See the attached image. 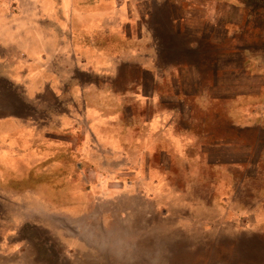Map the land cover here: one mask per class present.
I'll list each match as a JSON object with an SVG mask.
<instances>
[{"label":"crops","instance_id":"crops-1","mask_svg":"<svg viewBox=\"0 0 264 264\" xmlns=\"http://www.w3.org/2000/svg\"><path fill=\"white\" fill-rule=\"evenodd\" d=\"M29 1L23 8L24 14L6 18L9 28L0 25V166L11 164V161L12 164L19 162L29 155L33 157L28 149L31 150L30 140L33 143L36 140L23 135L26 126L19 124L51 113V101L42 102L43 107L36 103L35 88L43 87L50 97L53 96L52 90L59 96L68 86H75L76 90L78 73H82L83 78L93 75V71L87 74L83 71H87L83 60L89 57V52H96L104 58L105 64L112 62L114 69L116 64L131 66L138 63L143 72L135 73L132 78L131 74V77L126 75L129 72L123 67L120 72L125 75V81L119 93L122 96L112 93L97 102L98 108L93 116L76 118L73 122L79 123L80 130H74L77 137L68 139L67 143H73L82 151L83 148L77 147L82 140L95 139L102 150H113L118 148L121 141L118 138L123 135L122 143L126 146L121 149L125 153L116 150L122 155L133 154L135 151L127 148L130 144L136 147L140 162L130 155L131 163L128 160L129 164L123 168H115L114 178L117 180V176L122 175L124 180L118 185L124 190H119V194L130 192L132 187L147 193L149 185L151 190L158 192L160 185L167 184L168 172H177L181 182L174 184L173 188L181 194L187 193V200L164 203L156 198L150 206L148 201L137 199L134 193L116 199L115 208L121 215L72 218L68 217L67 210L72 202L62 203L64 197L53 206L46 200L45 193L35 196L37 202H33L27 198L30 192L9 194L1 188L0 264H264V228H261L264 227V46L248 50L235 45L228 63H220L209 74L194 75L189 65L181 66V56L173 49L164 54L154 44L146 49L147 42L155 41L154 29L148 27L144 34L139 33L138 38L142 41L137 47V43L131 42L135 38L131 27L117 31L116 28L99 26L100 19L110 24L108 18L118 16L113 10L118 12L122 8L115 9L118 7L115 0L108 1L106 5L110 9L106 11L99 10L101 0H90L96 22H85L86 28L92 26L87 39H79L77 24L74 30L72 28L71 22L76 14L73 0L70 4L49 0L43 6L42 16L36 12L41 3L36 1L31 9ZM87 3L89 0H80L81 5ZM27 8L31 9L28 13ZM253 13L264 18V9ZM67 16L72 18L70 23L68 19H62ZM26 17L38 20L31 24ZM58 17L60 23L56 24ZM40 21L45 25H40ZM113 33L120 36L116 39L118 43L121 37L132 39L130 42L135 51L127 41L124 45L116 43L111 36ZM67 43L84 47L77 48L69 56L78 62L80 69L76 68V63L74 67L67 63L65 59L68 57L60 53L65 52L60 49ZM85 49L87 56L83 57L80 51ZM5 51L9 53L8 57ZM181 67L188 68V73H184ZM228 67L232 70H226ZM224 69L227 72H220ZM201 77L208 79V85L201 81ZM217 77L227 82L225 88L230 91V96H221L223 90L213 84L219 80ZM57 79L61 81V89L53 88L51 83L47 85V81ZM131 79L143 82L133 84ZM228 82L230 85L234 82L235 87L229 88ZM15 94L21 96L25 105L22 106L21 102L19 105ZM120 97L123 106H119L122 109L117 113L119 107L115 108L109 100H119ZM53 105L61 118L62 106ZM235 105L239 107L237 111ZM86 106L87 103L81 102L80 111L86 112L83 111ZM141 109L148 110L147 116L152 117V121L139 115ZM228 110L234 116L229 117ZM157 112L166 119L163 124L162 118H156ZM85 128L89 129V134H83ZM6 131L17 135L15 143L4 142L2 137ZM104 136L109 138L102 140ZM137 140L141 146L133 145ZM151 155H158V161L152 167L156 174L155 186L146 177ZM11 174L0 171V184L9 185L6 181ZM191 176L202 178V184L187 186L183 181L188 177L191 183ZM65 178L67 181L68 173ZM66 186L67 182L60 185L65 187L64 192L68 195ZM35 191L54 192L49 185ZM190 192L211 195H199L192 201ZM198 203H202L199 210L209 211L211 217L202 214L195 218L190 209ZM53 208L59 210V214H54ZM82 208L90 209L88 205L80 206ZM215 208L219 209L216 213ZM208 225L216 232L210 231Z\"/></svg>","mask_w":264,"mask_h":264},{"label":"rangeland","instance_id":"rangeland-1","mask_svg":"<svg viewBox=\"0 0 264 264\" xmlns=\"http://www.w3.org/2000/svg\"><path fill=\"white\" fill-rule=\"evenodd\" d=\"M27 1L28 0H0V25L6 29L9 28L10 25L8 24L9 22L6 21V18L24 14L23 8L26 7ZM36 1L41 3V6H38L36 12L42 16L44 12L43 6L45 3L49 2V0H30L28 3H30L29 6H31V9L35 7V4L37 3ZM70 1L71 0H61V2L65 4H70ZM73 1V5L76 7V14L72 22L71 16L62 19H68L69 23L71 22L72 24L73 30L76 28L77 24L80 36L79 39H87L89 36L88 30H90L92 26L86 28L85 22H96L95 12L92 9L90 0L89 3L82 5L80 4V0ZM108 1L109 0L100 1V11L110 9V6L106 5ZM115 2L118 6L115 9H123L125 7V12H123L122 9L118 12L113 10V13H118V16L108 18V23L110 24H106L105 21L100 19L102 22L99 26L104 25L110 29L116 28L115 30L117 31H125L128 27H131L132 32L135 33L132 36L135 37L133 41H131L132 39L125 37V40L121 37L120 43L116 40L120 36L116 33L111 34L112 38L116 40V43L124 45L127 41V45L137 43V47H139V43L142 41L138 38L139 33L141 32L144 34V32L148 30V27L152 28L154 29L153 36L155 41L151 39V42H147L148 46L146 49H149L153 44L155 48L159 49L161 54H164L165 52L169 53L173 49L175 54L181 56V66L189 65V68L191 67V70L194 71V75L202 76L209 74L213 71V68L217 69L220 63H228V61L231 60V57H233L231 51L234 50L235 45L248 50L264 46V18H258L262 15L258 16L253 13L256 10L264 9V0H115ZM56 3H58V1H56ZM31 9H28L26 13L30 12ZM26 19L31 24L36 23L38 20V18L32 20L28 17H26ZM247 20H249L251 24ZM257 20L260 21L257 22ZM41 23H43L42 21H40L39 24L45 25ZM59 23L60 18L58 17L56 19V24ZM139 26L141 28L138 30ZM170 29L173 32H171ZM156 42H158V44H156ZM84 45L85 44H83V46ZM107 45L102 48L106 49ZM133 47L132 44V50H134ZM77 48L82 49L84 47L73 43H67L60 49L65 52H59L63 56L68 57L65 59L67 63H70L73 67L74 63H76V68L80 69L78 62L69 57L70 53L75 52ZM107 51L110 52L109 49ZM153 52L154 51L151 52V55ZM80 54L82 56H87L86 49L85 51H80ZM5 56H9V53L6 51ZM191 60L192 62H190ZM83 64L85 65V68H87V71L82 70L85 71L86 74L89 73V71H93V75L85 76L83 78L84 75L78 73V80H76L78 86H76V90L74 89L75 86H68V88L66 87L64 94H61V96H59L60 94L56 93L55 90H52L53 96L50 97L47 96L46 93L48 91L43 87L37 86L35 88L36 90L34 93L37 96L35 97L36 103L38 105L40 104V107H43V103H49L51 101L52 103H49V105H51V107H49L51 113L49 116L45 115L44 117L38 115V119L36 120L30 118L29 122L27 121L28 123L19 124L26 126L23 130V135H30L31 138L36 140L35 143H33V140H30L31 150L28 149L29 152H32L33 157L29 155V157L18 160L19 162L12 164L11 161V164L8 163L4 166H0L1 172L12 173L9 177L10 179L8 178L6 181H9L10 184H0V189H5L9 194H13L15 191L18 193L21 191L30 192V196L27 198H30L33 202H37L34 199L35 196L45 193L48 198L46 200L53 206L55 203L60 202V197H64L65 200L62 199V203L68 202V204H70L72 202V208L70 206L67 208L68 217L72 218L121 215L119 214L118 208H115L118 204V200L116 199L132 196L134 193V196H136L137 199L141 198L142 200L148 201L150 206H153L152 201L156 198L163 200L164 203L172 202L173 200H187L185 197L187 193L181 194V192H178V190L173 188L174 184L181 182V176L178 175L177 172L175 174H173V172H168L167 179L164 178L167 184H165V186L160 185V195L159 191H156V193L151 190L152 187L149 184V188H147L149 190L147 193L144 191H136L134 187H132L130 192L123 195L119 194L120 191H124L122 190L123 188H119L118 186L121 182L123 183V176H117V181L112 175L113 172H116V169L123 168V165L131 163L132 161L130 162L129 160L130 155H132L131 157L133 160L135 158V161L140 162V156L138 157L136 155V147H131L130 144H128L127 148L132 152L135 151V153H128L126 155L120 153V151L125 153V151L121 149L126 146V144L122 143L124 142V138H121L123 135H120L121 137L118 138L119 141L121 140L120 144L117 146L118 148L115 147L113 150H102L99 142L95 139H91L89 142L82 140L77 146L79 149L83 148L82 151H79L74 147L73 143H67L68 139L77 137V135H74V130H80L77 127L79 126V123H77V121L73 122L76 118L81 119V116L85 115L93 116L92 114L98 108L97 102L112 93L118 97L122 96L119 95V93L120 90H122L123 80L125 81V75L120 72L123 67H125V71L129 72L126 74L128 77H131L132 75L133 78L135 77V73L138 74L139 72H143V69L140 67L141 65L138 63L131 64V66L127 63L125 65L122 64L121 66H117L116 64L114 69V64L112 62L105 64L104 58L98 56L96 52H89V57L86 60H83ZM227 69L229 71L232 70L229 67L226 68V70ZM187 70L188 68H182L184 73H188ZM226 70H220V72H227ZM122 76H124L123 79ZM217 78H219V80L213 81V84L219 90H223L221 96H230V91L225 88L227 82L221 80L220 77ZM201 81L204 82L205 85H208L207 78L201 77ZM20 82L28 86L24 81ZM142 82L143 81L140 80L138 82L132 80L133 84H140ZM50 83L53 85V88L55 86L61 89L60 80L57 79L52 82L47 81V85ZM253 85L256 87L258 86L255 84ZM197 86H201L202 88V85H199L198 82ZM228 87L234 88V82H232L231 85L228 82ZM132 88L135 89L134 87ZM251 88L252 86H250V89ZM62 92L63 91L61 90L60 93ZM78 93H83L85 95L77 96L76 94ZM14 97L17 99L18 103L21 102L22 98L20 95L15 94ZM26 98L27 97L24 99L25 101ZM10 99L11 96H9V100ZM121 99L122 97H120L119 100L112 99L109 101L115 106V108H117L120 105L123 106V100ZM23 102L24 101L21 102L22 106L25 105ZM81 102L87 103V106L83 108V111L86 112L80 111L79 106ZM21 103L19 105H21ZM53 103L56 106H62V112L64 113L61 118L58 109L53 108ZM121 109L122 108L119 107L117 113L121 112ZM238 109L239 107L236 106V111ZM19 110H21V106L19 107ZM147 112L148 110L141 109L139 115H143L148 119L149 116H147ZM159 112H157L155 116L156 118H162L161 123L163 124L166 119L163 117V114ZM228 113H230L229 117L234 116V113L230 110H228ZM262 115L264 117V112ZM149 119L150 120L148 121H152L153 118L150 117ZM131 120L134 121L132 118ZM28 125L31 126L27 127ZM83 131V134H89V129L85 128ZM11 134L12 133L8 131L4 132L2 139L5 143L12 144L15 143L14 141H17V135ZM61 136H63L64 139L62 138V140L56 142ZM78 136H80V134ZM107 138L109 137L104 136V138L101 139L105 140ZM74 141L75 139H73V142ZM126 141L129 142V139L126 138ZM144 142L147 144L146 141ZM19 145L26 146V144ZM133 145L141 146V143L137 140L136 144ZM116 149L121 150L118 151ZM116 151L118 152L116 153ZM151 156L152 158L148 159V164L146 166L148 172L146 177L147 181H153L155 186V184H157L156 174L152 167L157 163L158 155ZM128 160L129 163L127 162ZM66 173H68L67 181L65 178ZM197 175L200 177L202 176V174L200 175L198 172ZM186 178L188 180L186 179L183 182L187 186H195L196 184L201 185L203 180L202 178H193V176H191L190 183L189 178ZM11 180L13 183L10 182ZM46 182H50V184H47ZM63 182H67L66 192H68V195L64 192L65 187H60ZM48 185L54 192L35 191L38 188H43ZM192 186H190V189ZM163 189L164 191H162ZM190 194V200L192 201L199 195H211L210 193L202 194L196 192H190ZM181 195H184V197L182 198ZM82 202L83 204H81ZM193 203H196V201ZM215 203L218 204L217 201ZM201 204L202 203H198L190 209L195 218L203 216L202 214L211 217L209 211L199 210L198 207L201 209ZM79 205L86 207L88 205L90 209H80ZM76 206H79V208H76ZM216 210L218 211L219 209L215 208V213ZM52 212L54 214H59V210L54 208L52 209ZM229 222L234 223L233 220H229ZM225 226L226 225H223L222 227ZM207 227L210 228V231L216 232V229H211V226L208 225ZM261 228L264 227L262 226Z\"/></svg>","mask_w":264,"mask_h":264},{"label":"clouds","instance_id":"clouds-1","mask_svg":"<svg viewBox=\"0 0 264 264\" xmlns=\"http://www.w3.org/2000/svg\"><path fill=\"white\" fill-rule=\"evenodd\" d=\"M191 62H192V60H191Z\"/></svg>","mask_w":264,"mask_h":264}]
</instances>
